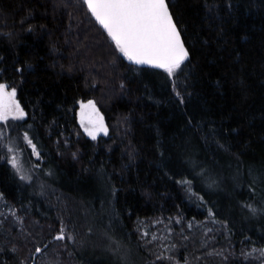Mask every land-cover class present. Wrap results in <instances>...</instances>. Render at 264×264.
Here are the masks:
<instances>
[{"label":"trees","instance_id":"trees-1","mask_svg":"<svg viewBox=\"0 0 264 264\" xmlns=\"http://www.w3.org/2000/svg\"><path fill=\"white\" fill-rule=\"evenodd\" d=\"M167 2L190 51L173 76L119 52L84 0H0V82L39 153L22 179L0 139V264H249L264 248V0Z\"/></svg>","mask_w":264,"mask_h":264},{"label":"snow or ice","instance_id":"snow-or-ice-1","mask_svg":"<svg viewBox=\"0 0 264 264\" xmlns=\"http://www.w3.org/2000/svg\"><path fill=\"white\" fill-rule=\"evenodd\" d=\"M84 3L115 42L117 50L129 60L137 64L153 65L173 76L189 58V48L186 47L167 0H84ZM16 94L15 87L9 88L6 82H0V120L25 115ZM176 96L180 103L184 102L180 92L177 91ZM80 118L84 131L94 139L97 133L107 132L94 101H81ZM25 139L29 144L32 143L27 133ZM32 148L38 155L34 144ZM10 163L20 171L15 156L10 159ZM21 178L27 179L24 176ZM62 236L63 232L57 234V238ZM40 251L37 247L36 252Z\"/></svg>","mask_w":264,"mask_h":264},{"label":"rangeland","instance_id":"rangeland-1","mask_svg":"<svg viewBox=\"0 0 264 264\" xmlns=\"http://www.w3.org/2000/svg\"><path fill=\"white\" fill-rule=\"evenodd\" d=\"M83 102L86 103L87 101H83ZM78 105H79V107H78V121H79V124H80L82 130L84 131V127L81 125V118H80L81 101L79 102ZM96 109H97V107H96ZM100 115L102 116L101 113H100ZM24 118H25V115L23 117H20V118L9 117L6 120H0V139L3 143V146L5 147V151L7 154L9 164L12 166L14 171L20 177L24 176V177L28 178L29 171L26 167L27 166L26 151L30 150V152L33 156V161L38 159V155L34 153L33 148H32V143L29 144L28 141L25 139V133L26 132L21 131L19 133H16L14 130V127H13V125L16 122H20ZM85 122L87 123V120ZM104 124H105V121H104ZM85 134L89 138L94 139L93 137L89 136L86 132H85ZM106 134H107V132L106 133L99 132V133H97L96 138H98L99 136H105ZM28 139H30L29 136H28ZM25 146H26V148H25ZM35 151H36V153H38V151L36 149H35ZM13 156H15V158L17 160V164L20 168L19 172L17 171V168L14 167L12 163H10V159ZM4 210L8 211V208H5V206H3V201H2V198L0 196V218H1L2 212H4ZM154 224H156V222L148 223V226H146V227H148V229H149L150 226L154 225ZM153 232L156 233V231H153ZM152 233H148V237L153 238L154 233L153 234ZM120 247L118 246V248H117L116 245L114 244L113 245L114 251H112L113 252L112 254L115 253L117 255V258H120V259L123 258V260H124L126 255H125L124 251L122 250L123 247L121 245H120ZM246 260L248 261L249 264H264V248H261V249L250 248L249 250L246 251Z\"/></svg>","mask_w":264,"mask_h":264},{"label":"water","instance_id":"water-1","mask_svg":"<svg viewBox=\"0 0 264 264\" xmlns=\"http://www.w3.org/2000/svg\"><path fill=\"white\" fill-rule=\"evenodd\" d=\"M87 6V5H86ZM91 13V12H90ZM95 18V17H94ZM97 22V21H96ZM98 23V22H97ZM99 24V23H98ZM100 25V24H99ZM101 26V25H100ZM102 27V26H101ZM103 28V27H102ZM106 31V30H105ZM107 33V32H106ZM131 61V60H130ZM132 63L136 64V65H140V66H145V67H148V68H151V69H155V70H164V69H161V68H158V67H155L153 65H148V64H137L133 61H131Z\"/></svg>","mask_w":264,"mask_h":264}]
</instances>
